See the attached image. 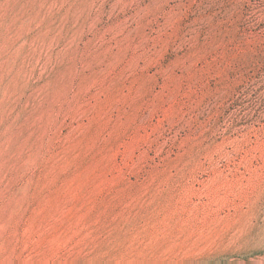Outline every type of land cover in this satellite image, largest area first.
<instances>
[{"label": "rangeland", "instance_id": "rangeland-1", "mask_svg": "<svg viewBox=\"0 0 264 264\" xmlns=\"http://www.w3.org/2000/svg\"><path fill=\"white\" fill-rule=\"evenodd\" d=\"M0 264H264V0H0Z\"/></svg>", "mask_w": 264, "mask_h": 264}]
</instances>
